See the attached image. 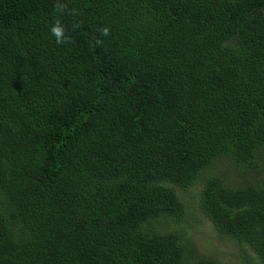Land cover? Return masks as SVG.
<instances>
[{"label":"trees","instance_id":"trees-1","mask_svg":"<svg viewBox=\"0 0 264 264\" xmlns=\"http://www.w3.org/2000/svg\"><path fill=\"white\" fill-rule=\"evenodd\" d=\"M54 2L0 0V264H230L196 208L264 264V0Z\"/></svg>","mask_w":264,"mask_h":264},{"label":"rangeland","instance_id":"rangeland-1","mask_svg":"<svg viewBox=\"0 0 264 264\" xmlns=\"http://www.w3.org/2000/svg\"><path fill=\"white\" fill-rule=\"evenodd\" d=\"M186 197L188 202H194L198 206L197 198L200 193L198 185H191L186 191L179 190ZM198 212L187 216V230L185 237L192 243L196 242L201 254L214 255L217 259L230 264H245L236 256V244L231 240H222L217 238V232L213 224L203 213L196 208ZM193 212V211H192Z\"/></svg>","mask_w":264,"mask_h":264},{"label":"clouds","instance_id":"clouds-1","mask_svg":"<svg viewBox=\"0 0 264 264\" xmlns=\"http://www.w3.org/2000/svg\"><path fill=\"white\" fill-rule=\"evenodd\" d=\"M54 12L56 18L53 20L49 27L51 35L54 37L56 44H65L70 42V37L67 35V27L60 18L66 11H68V4L66 0H55ZM79 23L73 24L72 28H78ZM101 35L107 36L110 34V29L107 26L102 27L100 30ZM101 41L97 40L96 43Z\"/></svg>","mask_w":264,"mask_h":264}]
</instances>
